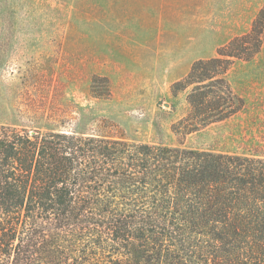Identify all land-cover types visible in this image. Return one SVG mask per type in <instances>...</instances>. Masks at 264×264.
Masks as SVG:
<instances>
[{"label": "trees", "instance_id": "trees-1", "mask_svg": "<svg viewBox=\"0 0 264 264\" xmlns=\"http://www.w3.org/2000/svg\"><path fill=\"white\" fill-rule=\"evenodd\" d=\"M263 33L173 84L191 88L175 134L241 110L226 75ZM0 264H264V155L0 123Z\"/></svg>", "mask_w": 264, "mask_h": 264}, {"label": "rangeland", "instance_id": "rangeland-1", "mask_svg": "<svg viewBox=\"0 0 264 264\" xmlns=\"http://www.w3.org/2000/svg\"><path fill=\"white\" fill-rule=\"evenodd\" d=\"M257 18L264 0H0V123L264 155V33L226 75L241 110L173 132L191 89L173 84Z\"/></svg>", "mask_w": 264, "mask_h": 264}]
</instances>
